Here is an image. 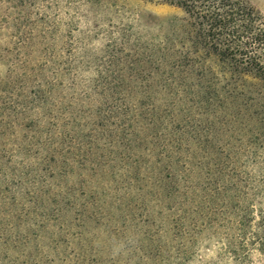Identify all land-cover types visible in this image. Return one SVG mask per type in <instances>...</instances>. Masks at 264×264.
Returning <instances> with one entry per match:
<instances>
[{"label": "rangeland", "instance_id": "obj_1", "mask_svg": "<svg viewBox=\"0 0 264 264\" xmlns=\"http://www.w3.org/2000/svg\"><path fill=\"white\" fill-rule=\"evenodd\" d=\"M245 1L264 18V0ZM24 3L0 0V264H264L256 251L243 263L227 252L215 205L201 212L166 191L152 127L124 135V118H104L112 94L163 104L160 75L133 50L177 32L182 11L147 0H109L100 15L64 0ZM19 27L33 35L22 44ZM119 29L126 44L113 40ZM235 131L218 138L227 152ZM185 145L174 154L192 161L198 151Z\"/></svg>", "mask_w": 264, "mask_h": 264}, {"label": "trees", "instance_id": "obj_2", "mask_svg": "<svg viewBox=\"0 0 264 264\" xmlns=\"http://www.w3.org/2000/svg\"><path fill=\"white\" fill-rule=\"evenodd\" d=\"M18 1L23 5L26 0ZM64 1L67 9L81 6L100 15L109 0ZM147 1L183 13L177 32L133 50L143 49L142 57L137 53L134 59H143L160 75L163 106L155 105L154 93L142 94L136 106L112 94L104 118H124V135L137 133L138 122L152 127L151 136L161 145L158 159L166 171V191L191 201L201 212L202 206L215 205L225 222L227 252L238 263L253 251L264 257V18L245 0ZM22 29L16 38L20 44L33 36ZM119 31L120 39L113 40L126 44L130 37ZM112 50L111 59L119 58L122 48ZM44 86L33 92L34 104L43 103L53 88ZM229 128L236 130L231 152L218 139ZM62 138L67 140L65 133ZM184 144L185 151L193 152L190 146L198 151L192 161L174 154Z\"/></svg>", "mask_w": 264, "mask_h": 264}]
</instances>
